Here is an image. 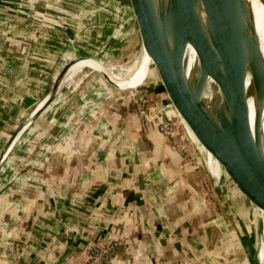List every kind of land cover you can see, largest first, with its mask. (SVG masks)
<instances>
[{"label":"crops","instance_id":"obj_1","mask_svg":"<svg viewBox=\"0 0 264 264\" xmlns=\"http://www.w3.org/2000/svg\"><path fill=\"white\" fill-rule=\"evenodd\" d=\"M126 25L115 0H0V264H80L109 244L113 264H250L239 212L160 134L171 122L153 87L117 89L93 69L127 67L109 73L123 89L143 83L150 60L128 74ZM65 57L98 65L69 71L9 147Z\"/></svg>","mask_w":264,"mask_h":264},{"label":"water","instance_id":"obj_2","mask_svg":"<svg viewBox=\"0 0 264 264\" xmlns=\"http://www.w3.org/2000/svg\"><path fill=\"white\" fill-rule=\"evenodd\" d=\"M257 1L264 6V0ZM120 3L139 62L144 54L151 61L147 75L140 85L123 89L105 68L93 69L117 89L149 83L190 154L201 160L220 192L259 235V212H264V52L253 1ZM82 60L92 59L76 58L64 66L9 147L54 101L70 69ZM208 154L220 167L217 173Z\"/></svg>","mask_w":264,"mask_h":264},{"label":"built area","instance_id":"obj_3","mask_svg":"<svg viewBox=\"0 0 264 264\" xmlns=\"http://www.w3.org/2000/svg\"><path fill=\"white\" fill-rule=\"evenodd\" d=\"M142 105L138 110L141 115L145 116V112L151 107L149 97L147 93L141 94ZM143 125H145V118H142ZM158 128L160 134L169 141L172 148L180 154L183 158H188L189 150L184 143L183 139L177 132L176 128L172 124L158 123ZM115 258V246L105 245V246H94L88 249V258L85 262L80 264H113ZM74 264V263H71Z\"/></svg>","mask_w":264,"mask_h":264},{"label":"bare ground","instance_id":"obj_4","mask_svg":"<svg viewBox=\"0 0 264 264\" xmlns=\"http://www.w3.org/2000/svg\"><path fill=\"white\" fill-rule=\"evenodd\" d=\"M253 1V11H254V14H255V19H256V27H257V31H258V34H259V37H260V41H261V48L264 52V6L262 4H260L257 0H252ZM147 58V55L144 54L143 58H142V61L138 62L137 65L135 66V68H138L143 61H145ZM87 62H92V63H95L98 65V63H96L95 61L93 60H90V61H84V62H81V63H77L75 64L71 69L70 71L73 69V71L69 74V78L72 77L71 75L73 73H76L82 66H84V64H86ZM151 63V61H150ZM134 68V69H135ZM67 77V78H68ZM110 79L116 83L117 85L119 86H122V87H131L129 85H121L119 84L111 75H110ZM138 86V85H137ZM253 110H254V106L253 104L251 105V123H253V119H254V113H253ZM263 122H264V114H263ZM209 158H210V165H211V168L212 170L217 173L218 169L220 168L218 166V163L217 161L211 157L210 154H208ZM260 216H259V235H258V239H259V246L257 247L258 248V251L259 253L261 254L260 257H262V260L260 262V264H264V212H259ZM255 248V247H254ZM255 251L256 253L257 252V249L255 248ZM253 253H255L253 250H252Z\"/></svg>","mask_w":264,"mask_h":264},{"label":"rangeland","instance_id":"obj_5","mask_svg":"<svg viewBox=\"0 0 264 264\" xmlns=\"http://www.w3.org/2000/svg\"><path fill=\"white\" fill-rule=\"evenodd\" d=\"M117 2V4L121 7V0H115ZM126 29L128 31V33L130 34V40H132V33L130 32V30L128 29L127 25H126ZM133 43V46H134V59L136 60V63L133 65V67L131 68L130 72L128 74H132L133 73V69L135 68V66L137 65V63L139 62L140 60V57H139V54H138V50L137 48H135V43L134 41H132ZM147 59V58H146ZM71 60H69V57H65L64 59V64L66 65L67 63H69ZM127 67H122V68H118V66L116 67L117 70H112L110 68H107L106 70L109 72V73H114V74H120V75H123L124 73H126ZM123 70V71H122ZM151 72L153 73L154 72V69L152 68L151 69ZM98 73V72H97ZM155 73V72H154ZM99 76H101L99 73H98ZM124 76V75H123ZM102 77V76H101ZM104 80V79H103ZM105 81V80H104ZM106 83V82H105ZM107 84V83H106ZM108 85V84H107ZM112 87V86H111ZM239 218H240V221H241V230H240V235H241V238L240 239H245L247 242H248V245H249V249H246V254H247V257L249 259V262L250 264H260L261 260H262V257L261 254L259 253L258 251V242H259V239H258V234H257V231L254 230V228L248 224V219H243L241 217V215H239ZM257 249V252L255 251V248ZM250 248L255 252L253 253L252 250L250 251ZM250 251V253H249Z\"/></svg>","mask_w":264,"mask_h":264}]
</instances>
